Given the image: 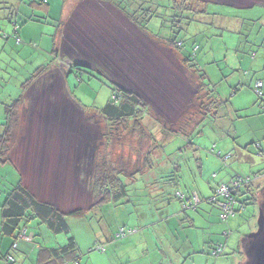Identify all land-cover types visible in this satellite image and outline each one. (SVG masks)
I'll return each mask as SVG.
<instances>
[{
    "label": "rangeland",
    "instance_id": "1",
    "mask_svg": "<svg viewBox=\"0 0 264 264\" xmlns=\"http://www.w3.org/2000/svg\"><path fill=\"white\" fill-rule=\"evenodd\" d=\"M30 1L21 0L24 2L21 6L28 8ZM62 1L47 0L48 5L59 3L56 13L50 11L56 19ZM134 3L129 10L140 8L139 2ZM206 3L208 15L198 14L192 22L187 25L184 22L181 29L173 33L168 27V19L163 17L166 11L160 8L159 17L151 19L146 26L152 34L147 37L125 19H118L108 10L91 3L84 9L86 16L72 21V37L67 41L69 49L91 68L101 69L108 76L112 73V78L122 81L124 90L139 94L149 110L144 125L160 149L151 156L150 169L131 175L135 168L130 169L132 165L128 161L133 164L136 152L143 157L150 148L147 143L142 147L136 137L122 133V136L107 138L106 147L101 148L103 139L97 138L95 133V140L88 143L95 142L105 157L109 154L110 163L117 168H121L120 161L128 163L127 174L119 176L126 185V197L89 209L91 199L87 192H90V184H70L66 177L70 170L54 169L58 178L37 185V194L65 212L76 208H85V212L80 216H66L67 234L54 235L44 225L31 221L27 233L33 241H20L13 251V240L0 235V264H35L38 246L60 247L70 237L77 245V262L67 264H241L244 261L242 240L257 230L259 215L258 204H252L251 197L254 194L257 200L264 180L258 188L250 187L252 193L237 197V207L245 199L246 205L227 220L220 218V210L210 199L217 187L228 184L237 176L251 181L255 177L251 170L254 167L241 161L240 154H245L244 148H247L250 157L259 158L255 149L257 143L251 144V141L255 123L260 124L258 117L264 118V89H261L262 98L254 91L258 80L264 82V7L255 3L264 5V0H194L192 6L201 10ZM253 3L255 6L250 7ZM8 4H11L8 0H0V101L17 98L21 94L20 85L30 75L21 74L23 59L10 47L14 46V21L7 18L8 10L4 7ZM34 9L29 13L44 17L42 9ZM136 20L143 22L139 15ZM17 23L25 26L23 19ZM28 24L35 29L33 23ZM42 28L49 27L43 25ZM50 29L54 31L53 27ZM46 39L43 37L44 44ZM170 39L175 40L178 47L170 49L163 43ZM42 57L40 51L32 49L25 60L26 68L35 69L41 65L45 60ZM168 57L169 63H166ZM186 57L202 70L207 89L212 90L221 103L216 120L208 116L198 125L203 115L200 104L205 105L208 101L203 90L195 94L199 83L186 68L183 61ZM83 72L85 74L79 78L82 83L72 72L74 84L69 89L70 96L85 109L104 106L116 83L98 71L86 69ZM41 95L40 91L33 96ZM32 119L43 133L50 134L54 128L60 136L71 137L73 143L82 147L87 142L83 140L85 136L96 132L92 130H98L100 135L105 131V138L108 133V125L98 113L85 120L75 108L61 115V111L53 114L40 107ZM2 124L0 118V133ZM19 124L20 128H25V121L20 120ZM45 126L48 128L44 129ZM18 140L13 138V147ZM62 140L65 145V138ZM42 144L45 148L53 145L50 135ZM250 172L252 174H245ZM261 177L264 178V174ZM16 181L14 168L8 164L0 165V206ZM194 197L201 200L196 206L198 209L183 210L182 203L194 202ZM195 214L203 221L189 227L192 222L187 219ZM121 229L124 236L119 234ZM177 243L179 246L184 243L188 250L191 249L190 259L183 253L186 248L176 250L183 255L175 253ZM220 245L223 253L214 254ZM7 254L11 255L12 261H6Z\"/></svg>",
    "mask_w": 264,
    "mask_h": 264
},
{
    "label": "crops",
    "instance_id": "2",
    "mask_svg": "<svg viewBox=\"0 0 264 264\" xmlns=\"http://www.w3.org/2000/svg\"><path fill=\"white\" fill-rule=\"evenodd\" d=\"M11 4L6 5L4 7L5 10L8 13V20L14 21L12 23L13 26V32H12V39L14 40V46H10L12 51L17 53L22 59L23 67L21 68V74L23 72H26V74H29V77L26 78L22 84L20 85L21 88V94L18 97H21L23 100V105L21 106V109L19 110V117L21 122L25 121V128H20L21 124L18 125V127L13 131V138L19 139L15 147H12V150L9 154V161L2 164V165H10L14 168L17 174V181L22 180L24 185L39 199L42 201L46 200V197H40L37 192L38 189H36L37 185H45V183H50L55 181L58 178L57 171L54 172V169L57 168H65L66 170H70V175L67 174L66 177L68 179V182L75 183V184H85L89 185L91 183V180L93 178L95 168L97 166V163H99L98 160L102 162L109 161V154L103 155L100 151V149L103 147L105 148L107 145V137H104L105 131L101 133L98 130H92L91 132H94V135L83 136V140L87 141L83 143V146L81 144H75L72 140H70L66 135H59L58 131L54 128H51L50 134L43 133L42 129L38 130L36 122H33L32 118L35 112L38 108H44L45 111L49 113H59L61 111L62 114H68L70 110L79 111V113L83 116L85 120H88L92 116H97V109L99 108H93L91 109L94 113L91 114V110L83 108L80 103L70 96L69 89L74 84L72 82L71 74L72 72L75 73L76 78L79 80L81 79L82 74H85L83 71L86 69H82L80 72L77 73V71L70 68L74 65H84L88 67V70L90 71H98L100 74L105 76L106 78L110 79L114 83H116L115 87H120L124 89L123 84L121 80L117 79L115 80V77L112 78V73L109 74V76L103 72L101 69H95L91 68L88 62H86L84 59H79V55L70 50L68 47L67 41L70 40L72 37L71 29H72V21L78 20L79 17L86 16L84 13L85 8H89L86 4L91 3L96 5L98 8H103L109 11L111 15L115 17L117 16L118 19H125L128 21L132 27L138 31H141L138 29L135 24H131L127 17L121 12V10L115 6V3L110 0H63L61 2V11L58 19L57 17H54L51 15L50 11L53 13L57 12V9L59 7V3H51L48 5L46 0V5L44 6H38L35 3H29L28 8L26 6H21L24 2H21V0H8ZM20 3V4H19ZM260 4L264 7L261 3H255ZM255 4L249 5L250 7L255 6ZM248 7V6H247ZM34 8L42 9L45 13L44 17H37L33 13L30 14L29 12L31 9L35 10ZM28 9V10H26ZM30 10V11H29ZM23 19L25 22V26H19L18 20ZM37 20V21H36ZM17 21V22H16ZM28 23H33L32 27L30 28ZM43 25L45 27L49 28H42ZM54 28V31L52 32L50 28ZM34 31V33H32ZM142 32V31H141ZM143 35L146 36L147 34H151L148 31H143ZM152 35V34H151ZM43 37H45V44L43 43ZM147 37V36H146ZM16 39L19 40V42L16 41ZM48 39L49 43H48ZM72 41V40H71ZM24 42V43H22ZM25 43L31 45L27 46ZM8 44H11V41L8 42ZM50 44V49L48 48ZM53 45L56 46V55L51 52L53 49ZM32 49L38 50L43 54V57L45 60L41 61V65L37 66L35 69L29 68L27 69L25 60L27 56L31 54ZM169 50V49H168ZM12 52V53H13ZM167 53V52H165ZM75 54V55H74ZM167 55V54H166ZM47 56H49L47 58ZM168 56V55H167ZM50 58V61H47V59ZM166 63H169V57L166 58ZM171 62V61H170ZM43 66H47L46 70L42 72L40 75L37 73V69ZM36 76V78L31 82L28 86L23 87V84L26 80H28L31 75ZM24 75V74H23ZM71 77V78H70ZM262 83V89H264V82L261 80H258ZM80 83H82L81 80H79ZM73 83V84H72ZM42 92V95L40 97H34L33 95H37L39 92ZM136 94L139 98V94ZM30 95L32 96L30 98ZM17 97V98H18ZM43 98H46L43 100ZM16 99V98H15ZM15 99H6L5 101H0V118L3 120V124L5 122V105H10L9 101L12 102ZM41 105V106H40ZM92 115V116H91ZM99 115V114H98ZM100 116V115H99ZM101 117V116H100ZM102 118V117H101ZM260 124L257 122L255 123V126L253 128V137L252 143H257V146L255 145V149L257 153L259 154V158L254 160V157L249 155V153L246 152L247 148H244V153L241 155V161L246 162L251 167L253 166L254 169L253 172L258 174H264V118L258 117ZM103 119V118H102ZM104 120V119H103ZM105 121V120H104ZM87 122V121H85ZM106 123V122H105ZM3 124H2V131H3ZM89 126V124L87 123ZM48 128V126H45L44 129ZM50 128V127H49ZM90 130V129H89ZM1 131V132H2ZM23 132V134H22ZM95 133L98 134L97 138L100 136L101 139H103V143H101V148H98V145L90 144L88 141L95 140ZM50 135V139L53 143L51 147L45 148L42 143H45L46 136ZM65 138V145H63L61 142L62 139ZM257 139V140H256ZM41 144V146H40ZM14 146V144H13ZM96 147V148H95ZM107 153V152H106ZM109 153V151H108ZM251 154V153H250ZM252 155V154H251ZM137 157L134 159V162L132 164V161H128L130 166L132 165L131 169L135 168ZM122 161H120L121 163ZM123 163V164H128ZM42 169H45V171H42ZM82 172V173H81ZM246 175L252 174L245 173ZM120 178V177H119ZM45 179V180H43ZM70 179V181H69ZM80 182H79V181ZM121 180V178H120ZM264 178H261L258 182L253 184V187L258 188V184L262 182ZM122 181V180H121ZM123 182V181H122ZM225 182V181H224ZM264 186V183L263 185ZM89 195V199H91V193L87 192ZM201 201V200H200ZM197 204V206L200 204ZM47 202V201H46ZM55 206L57 209L65 212L62 208H59L55 204H51ZM196 207V206H195ZM194 209V208H193ZM196 207L194 210H197ZM68 212V211H67ZM186 217V216H185ZM190 218V217H189ZM188 221L192 222L189 227H192L195 222H198L199 224L202 223V217L195 214L192 218L187 219ZM185 243V241H184ZM183 245H178V243L175 246H178L175 249L176 254H181L180 252H177L176 250H180L181 248L184 249V255H187V259H190L189 251L191 249H187L186 243ZM193 245V241H192ZM191 244L189 246H192ZM188 252V254H187ZM73 262V261H70ZM68 262H65L64 264H67Z\"/></svg>",
    "mask_w": 264,
    "mask_h": 264
},
{
    "label": "trees",
    "instance_id": "3",
    "mask_svg": "<svg viewBox=\"0 0 264 264\" xmlns=\"http://www.w3.org/2000/svg\"><path fill=\"white\" fill-rule=\"evenodd\" d=\"M115 3L121 12L127 17V19L135 24V26L141 31H146L147 24L151 19L159 17L158 10L164 9L166 11L164 20L168 19V27L171 33L175 30L181 29V25L186 22L185 25L192 22L198 14L208 15L206 10V4L203 5L201 10H197L192 6L194 0H110ZM139 2L140 8L138 10H129L130 5ZM31 3H35L38 6L46 5V0H31ZM124 2V3H123ZM124 4V5H123ZM167 4V5H166ZM128 9V10H127ZM143 21L139 23L136 18ZM167 21V20H166ZM163 41V40H162ZM163 43L170 49H175L177 43L175 40L170 39L163 41ZM51 52L53 55L57 53L56 46L53 45ZM186 68L190 69L193 75L196 77L199 83L198 91L203 90L206 95L207 103L200 104V108L203 109L202 121L206 118L212 117L217 119L218 111L221 108V104L212 90L207 89L205 84V74L198 68V66L192 62L188 57L183 58ZM47 66L38 68L36 71L38 75L46 70ZM77 73L83 68L76 65L71 66ZM36 76L26 80L23 87L28 86ZM258 82V81H257ZM263 97V96H262ZM23 105L21 97L16 98L10 105H5V122L3 124V131L0 133V165L9 161V154L13 147V131L18 127L20 117L19 110ZM97 113L105 120L108 125L107 138L114 135L122 136V133H126L133 137H136V141L142 145L147 143V147L150 148L146 151L145 155L141 157L137 154V160L135 165L134 174L145 173L150 169L151 156L159 151L158 144L153 136L149 133L148 128L144 125V119L149 114L148 108L142 102V100L129 91H126L120 87H112L110 98L107 100L104 106L96 110ZM195 125V124H194ZM197 126V125H195ZM176 133V132H175ZM149 143V144H148ZM153 161V160H152ZM121 168H117L115 164L107 162L99 163L95 168V172L90 183L91 204L89 209L100 206L107 201L118 202L127 195L126 185L120 180V175L127 174L129 169L128 164L119 163ZM150 165V166H149ZM131 169V168H130ZM130 175V174H129ZM261 174L256 173L254 180L250 178L237 176L235 179H240V187L236 190L234 195L235 202V214L240 212L246 205L247 199L238 206V196L244 194H250V187L261 179ZM245 189L244 192L241 189ZM252 204L256 203V200L251 197ZM183 202V199H181ZM211 202V199H210ZM214 204V202H212ZM183 204V203H182ZM215 205V204H214ZM196 207H194L195 209ZM183 209V208H182ZM193 209V208H191ZM1 221H0V235L9 237L13 240L11 250H16L18 243L32 242L33 237L27 233V225L31 221H37L39 225H44L54 235L67 234L69 232L66 216H80L85 212V208H76L68 212H63L56 207L52 206L46 201L39 200L22 182L19 180L5 196V199L0 206ZM234 214V215H235ZM233 215V216H234ZM229 218V217H228ZM227 218V219H228ZM226 219V220H227ZM29 240H25V238ZM223 253H219L220 255ZM11 255L7 254L6 261H12ZM77 245L74 238L70 237L67 243L60 247H45L38 246L37 259L35 264H64L65 262H77Z\"/></svg>",
    "mask_w": 264,
    "mask_h": 264
},
{
    "label": "built area",
    "instance_id": "4",
    "mask_svg": "<svg viewBox=\"0 0 264 264\" xmlns=\"http://www.w3.org/2000/svg\"><path fill=\"white\" fill-rule=\"evenodd\" d=\"M16 41L19 42L18 39H16ZM261 89H262V83L259 81L256 82L254 86V91L259 98H262L263 96ZM241 182H244V181L240 179H235L229 182L228 184L220 185L219 187L215 189L214 196L211 199V202H214V204L220 210V218L222 220H226L228 217H231L235 214L234 195H235L236 190L240 187ZM180 198L183 199L182 196H180ZM193 199H194L193 200L194 202L188 201L185 204H182L183 210H186V209L188 210V209H191L197 206L200 200H198L197 197H194ZM119 234L121 236H124L125 235L124 230L121 229ZM25 240L28 241L29 238L26 237ZM222 251H223V247L220 245L218 246L216 250H214L213 253L219 254Z\"/></svg>",
    "mask_w": 264,
    "mask_h": 264
},
{
    "label": "water",
    "instance_id": "5",
    "mask_svg": "<svg viewBox=\"0 0 264 264\" xmlns=\"http://www.w3.org/2000/svg\"><path fill=\"white\" fill-rule=\"evenodd\" d=\"M88 69L84 65H76ZM259 207L257 230L242 240V254L244 261L241 264H264V186L256 200Z\"/></svg>",
    "mask_w": 264,
    "mask_h": 264
}]
</instances>
